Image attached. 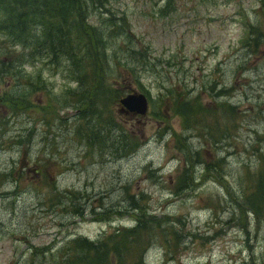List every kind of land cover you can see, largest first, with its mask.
Here are the masks:
<instances>
[{"label":"rangeland","instance_id":"1","mask_svg":"<svg viewBox=\"0 0 264 264\" xmlns=\"http://www.w3.org/2000/svg\"><path fill=\"white\" fill-rule=\"evenodd\" d=\"M83 1L100 77L0 26V264H264V0Z\"/></svg>","mask_w":264,"mask_h":264},{"label":"trees","instance_id":"2","mask_svg":"<svg viewBox=\"0 0 264 264\" xmlns=\"http://www.w3.org/2000/svg\"><path fill=\"white\" fill-rule=\"evenodd\" d=\"M165 1L164 10L172 9L175 0ZM81 2L86 3L83 0H0V26H3L7 35L16 36L19 40L23 39L20 37L26 38L24 36L26 26H35L39 32L38 38L34 37L37 40L36 44L39 40L45 44L49 59L54 58L57 62L63 57L65 61H70L74 72L80 74L81 78H86L89 75L100 77L101 74H105L104 63L109 68L113 63L111 58L104 55L105 53L101 48L104 44L103 38L107 37L103 35L111 36L112 32L104 34L101 29H93L91 30V37L88 39L89 33L84 25L87 14L83 5H78ZM110 27L114 30L113 35L123 32L122 28H116V24H112ZM247 27L248 35L250 29L249 26ZM93 36L95 37L93 38ZM84 38L85 40H83ZM244 38L241 39V44L244 42ZM34 54L35 52L31 53V55ZM131 54L142 57L138 51ZM118 79L124 83L122 87L125 89L130 80L129 75L125 76L122 72L118 75ZM114 236L117 238L116 243L118 245L110 247L108 251L102 248L105 247L104 241L98 243L87 242L86 240L78 241L85 251L80 253L75 264H112L110 255L113 252L118 255L119 259H122L125 254L123 248L125 235L118 231ZM145 244L144 241L143 248ZM144 252L141 250L138 257L142 259ZM91 254L97 256L92 257ZM43 256V254H39L35 259H38V264L46 263L47 259Z\"/></svg>","mask_w":264,"mask_h":264},{"label":"water","instance_id":"3","mask_svg":"<svg viewBox=\"0 0 264 264\" xmlns=\"http://www.w3.org/2000/svg\"><path fill=\"white\" fill-rule=\"evenodd\" d=\"M120 106L135 114L144 115L147 111V102L143 95H128L119 101ZM123 109V110H124ZM122 110V111H123Z\"/></svg>","mask_w":264,"mask_h":264}]
</instances>
